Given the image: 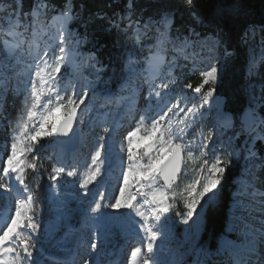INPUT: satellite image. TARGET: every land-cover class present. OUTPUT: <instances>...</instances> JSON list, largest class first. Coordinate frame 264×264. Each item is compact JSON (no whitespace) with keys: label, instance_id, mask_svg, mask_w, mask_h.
Returning a JSON list of instances; mask_svg holds the SVG:
<instances>
[{"label":"snow or ice","instance_id":"obj_1","mask_svg":"<svg viewBox=\"0 0 264 264\" xmlns=\"http://www.w3.org/2000/svg\"><path fill=\"white\" fill-rule=\"evenodd\" d=\"M195 4L196 0H177L156 16L143 19L142 14L137 16L134 0H128L126 14L110 24L125 36L133 33L131 43L108 63L95 51H83L91 41L87 24L84 35L70 28L80 16L72 0H65L63 8H57L54 0H33L28 12L23 0L9 4L6 34L12 39L0 44V125L7 121L10 126V150L6 159L0 158V264H41L43 224L37 219L40 205L36 193L41 170L47 171L43 161L53 157L57 164L47 176L46 199L56 225L66 229L65 238L80 234L88 256L84 264H105L101 257L116 229L133 236L144 233L128 264H169L159 259V252L171 235L167 214L177 198L185 209L177 212L179 222L186 226L180 246L191 245L197 264H204L201 256L223 257L212 264H264V178L258 175L264 170V82L257 84L252 79L259 75L264 48L259 60L250 52L242 99L236 97L232 103L238 107L229 108L230 101L220 94V88L236 61L237 44L223 12L202 32L197 31L203 20L193 11ZM178 12L188 13L192 25L187 35L177 30L173 38ZM250 31H255L254 25L245 29L240 40L247 43ZM41 34L47 38L40 40ZM149 40L155 43L146 44ZM25 44L26 59L22 55ZM145 48L147 56L143 55ZM188 49H193L191 55ZM181 54L191 60L190 71H199L197 86L184 85L194 96L183 89L177 91L180 79L176 69L188 67L178 63ZM142 62L147 71L141 68ZM116 86L118 92L113 91ZM145 90L141 110L137 102ZM20 94L25 97L24 107L13 122L5 105L9 95ZM88 100L100 101V108L124 105L128 119L105 127L99 146L82 153L87 145L77 129L84 123L81 112L93 110ZM57 112H62L61 119L53 118ZM196 125L200 131L189 139ZM42 152L48 155L42 156ZM81 155L85 159L81 160ZM187 161H198L194 176L176 191L186 175ZM235 168H240V173L234 179L225 234L217 252L210 253L197 247L205 211L218 205L224 178ZM29 170L34 174L32 186L27 181ZM113 170L118 173V193H109L98 180L105 174L111 176ZM63 177H78L79 191L75 180L65 182ZM62 183L71 187L62 190ZM77 201L86 206L72 207ZM73 220H78L79 229L73 228ZM234 231L242 237L240 243L228 239L227 233Z\"/></svg>","mask_w":264,"mask_h":264},{"label":"trees","instance_id":"obj_2","mask_svg":"<svg viewBox=\"0 0 264 264\" xmlns=\"http://www.w3.org/2000/svg\"><path fill=\"white\" fill-rule=\"evenodd\" d=\"M6 1L8 4L13 2V0ZM176 2L177 0H134L137 16L139 17L142 14L143 19H147L149 16H156L161 8L172 6ZM32 3L33 0H23L25 12L30 10ZM54 3L57 8H63L65 0H54ZM72 3L74 11L80 13V16L77 20L71 22L70 28L84 35V25L87 24L89 39L95 42V51L105 63L115 60L121 55L124 47L130 44L131 32L125 36L120 30L111 27L110 21L119 19L120 15L125 14L128 0H72ZM6 8H9V5ZM193 11L197 12L203 20L202 25L196 26V30L200 32L207 28L210 22L222 12L227 14L225 23L237 44L238 51L235 63L225 76L223 85L220 88V94L229 99V108L238 107L232 101L236 97L242 99V86L245 84L244 68L249 59L252 46L248 41L247 43L241 41L240 37L249 25H254L260 39L264 42V0H196ZM5 12V9L0 10V13ZM99 13L103 15V19L98 18L97 14ZM191 25L192 20L189 14L178 12L171 35L176 36L177 30L183 35H187V29ZM185 64L188 65L186 61L183 62V65ZM258 71H260V67H258ZM177 76L180 79L179 87H182V89L187 83H191L193 87L200 83L199 74L192 73L188 67L184 68ZM115 89H118V86ZM232 176L228 172L224 178V187L218 205L207 208L205 212V222L200 240V243L205 248L214 246L218 234L222 231L225 211L232 188L230 182ZM33 177L34 174L30 176L31 181ZM43 179H45V173L43 174ZM39 193V199L45 201L46 191L44 184H41ZM175 207L173 208L175 209Z\"/></svg>","mask_w":264,"mask_h":264},{"label":"rangeland","instance_id":"obj_3","mask_svg":"<svg viewBox=\"0 0 264 264\" xmlns=\"http://www.w3.org/2000/svg\"><path fill=\"white\" fill-rule=\"evenodd\" d=\"M8 5L9 4L6 0H2L0 2V10L5 9V11H6L5 13H0V44H2L4 39H8L9 41H11V39H12L10 36H8L6 34V30L8 27V16H9V12H10V9L6 8V6H8ZM126 12H125V14H126ZM99 14H101V13H99ZM1 20H2V22H1ZM45 23L47 24V21H45ZM126 23L127 22L125 21V24ZM41 36H43L41 40H44L47 38L46 35H44V34H41ZM132 36H133V33L130 34V38ZM174 37L175 36H173V38ZM28 38L29 39L31 38L30 35ZM247 41L252 45L251 49H250L251 54L256 56L257 59L259 60V57L261 55V50H262V48H264V42L262 41V39H260V36L258 35V31L256 30V28H255L254 32H251V31L249 32V35L247 37ZM130 43H131V41H130ZM145 43L146 44L147 43H155V41L149 40V41H145ZM27 49H28V45L25 44L24 52L22 53V55L25 59L28 56ZM84 50L95 51V42L91 41L89 44H87L84 47L83 51ZM88 51H84V52H88ZM196 51H198V49ZM95 52H97V51H95ZM192 52H193V49L187 50L188 55H191ZM97 55H98V53H97ZM143 55L144 56L148 55L147 48H145ZM98 57H99V55H98ZM184 61H186L188 63V65H189L188 69L190 70L191 60H185L183 58V54H181L180 58L178 60V63L183 65ZM208 63L210 64L211 61L209 60ZM145 64L146 63L142 62V64H141L142 69L145 68ZM202 67H203V65H201V68ZM259 67H260L259 75L252 78L253 81L257 84L264 82V80H262V77H264V61H260ZM181 72H182L181 69H176L175 75H177L178 73H181ZM191 72L199 74V71H195V72L191 71ZM85 74H87V73L85 72ZM180 89H182V87H179L177 89V91H179ZM183 90L188 92L190 95H193V96L195 95V93H193L191 90H188V89H183ZM113 91L114 92L119 91V88L115 89V87H114ZM143 95H146V90L144 93H142L141 98L138 100V107L141 110L145 107V101L143 99ZM24 99H25V97L23 94H20V95L15 96V97H13L12 95H9L8 101L6 104V110H5L6 113L8 114L9 120H11L13 122L17 121L18 117L21 115V110L24 107ZM52 99L54 101L55 97L53 96ZM99 103H100V101L88 100L87 104L89 105V107H92L93 110L90 112L87 109H85L83 112H81V119L84 121V123L79 126L78 131L82 132L84 134L85 144L87 145V147H85L81 150L82 153H88L89 151H94L95 147L99 146V138H100V136L105 135V133L103 132V129L105 127H109L110 125H114L115 122H117L119 118H122L123 122H125V123L127 122V119H128V117L126 115L127 109L124 105H121L119 107H117L116 105H110V106H106L104 108H100ZM108 110H109V112L112 111V113L108 114ZM111 114L113 116L109 119V122L106 123L107 118ZM53 118L54 119H61L62 118V112H57V115H55V113H54ZM136 119H139V117L137 116ZM9 127L10 126L7 124V121H5L4 124L0 125V144L3 145V146H0V149L2 150V158L3 159H6V152L8 150H10V135H9V131H8ZM199 131H200V125H196L195 128L190 130L189 139H191L192 136H195L196 133ZM204 131L206 134L207 133V127H205ZM48 139H51V138H48ZM119 139L120 138L117 137V150L119 148ZM41 155L47 156L48 153L42 152ZM195 155H198V153H195ZM86 158L90 162V159H91L90 155H87ZM80 159L81 160L85 159V156L81 155ZM43 163H44V168L49 167V172H51L52 166L54 164H56L55 157H53L50 160L46 159L43 161ZM197 164H198V161L197 162L187 161V163L184 165L186 175L182 178V183L180 184V187L176 189V191H180V189L183 188L184 184H187L188 182L191 181V179L194 176L193 168L196 167ZM81 171H83V169H81ZM114 171L115 170H113L112 174L115 173ZM43 172H44V170H41V173H43ZM41 173H40L41 183H44V185L46 186V190H47V187H50V182L48 181L47 177L43 181V179L41 177ZM239 173H240V168H235V169L229 171V174L233 175L231 182H234L235 177L238 176ZM32 174L33 173L31 172V170H29L28 175L30 176ZM258 175L261 176L262 178H264V170H261L258 173ZM107 176L108 175L105 174L102 178H98V180L101 181L100 186L106 187L107 191H108L109 190L108 185H109V182L111 181V179H110V176L109 177H107ZM117 176H118V173L116 171V176H115L116 180L112 184L109 193L117 192V190H118V187H116V185L119 182L117 179ZM32 180L34 182V177L32 178ZM71 180L76 181L75 189L79 191V179H78V177H72V178L63 177V181H65V182H68ZM119 180H122L121 176L119 177ZM259 186L260 185L258 184V187ZM70 187L71 186L67 183H62V185H61L62 190H64L65 188H70ZM89 187L92 189L93 192L96 191V188L93 185H90ZM234 188H236L235 185H234ZM262 190H264V189H262ZM0 191H3V190H0ZM36 194L38 197V202L39 203L41 202V204H42L41 208L39 209L40 215L37 216V219L43 224V234H41V236H40V242H41L40 246L42 247L43 254H47V253L51 252L50 249L53 248L55 242L58 240V237L65 234L66 229H61L56 225L55 215H54L53 211H50V208L52 206L50 205L49 201L46 199L45 203H42V201L39 199V194H40L39 191ZM47 195H48V192H47ZM89 199H91V197H89ZM85 206L86 205H81L78 201L73 202V204H72V207H74V208H82ZM175 206H176L175 209L172 208L170 210V212L167 214L169 217V224L172 226L173 232H171V235L169 236V238L164 241L166 247H165V251L161 254L160 260L168 261L169 264H190V261H188V258L192 257V258H195L196 262H197V256H195V253L193 251H190L191 245L189 243H183V245H185V247L180 246L181 243L184 241V229L186 226L179 222L180 218L177 216V212H183V211H185V209H184L182 200H180L179 198H177V200L175 201ZM230 208H231V203H230ZM230 208H229V211H230ZM228 217H229V215H228ZM137 219H139V218H137ZM153 223H155V221H153ZM226 224H227V222H226ZM175 227H178V229L180 230V233L179 232L175 233ZM75 229H79L78 225L75 227ZM116 230L114 231V233L116 232ZM48 233H51V235H48ZM76 233H78V232H74L71 235V237H74V235H76ZM229 234H233V236H231V240H234L233 239L234 237L242 240V237H240L238 235V233L235 231L230 232ZM174 236L179 237V241H178V238L177 239L175 238L179 242L178 243L179 246L171 243V239L172 238L174 239ZM176 240H174V241H176ZM72 244H74V243L69 242V240H67L65 243L66 246L67 245L69 246ZM168 244H170V245H168ZM66 246H64V247H66ZM217 250L212 251L211 253H216ZM43 254L40 256H43ZM222 258L223 257L213 256L211 259H206L205 257L201 256L200 259L202 261H204V264H212V260H219ZM141 264H142V261H141Z\"/></svg>","mask_w":264,"mask_h":264},{"label":"bare ground","instance_id":"obj_4","mask_svg":"<svg viewBox=\"0 0 264 264\" xmlns=\"http://www.w3.org/2000/svg\"><path fill=\"white\" fill-rule=\"evenodd\" d=\"M43 37V36H42ZM145 66H147V64H145ZM145 71H146V69H144ZM55 115H57V113H55ZM122 119V118H121ZM113 172V171H112ZM111 172V173H112ZM115 173H113L114 175H112L111 174V178H112V180L109 182V185H108V188H109V190H108V192H110V189H111V186H112V184L114 183V181L116 180L115 179V176H116V171H114ZM107 177H109V175L107 176ZM121 179H122V176H121ZM17 187H19V185H17ZM118 191H119V189L117 190V193H118ZM228 237V236H227ZM64 239H66L65 237H63L62 239H61V241H63ZM110 242V241H109Z\"/></svg>","mask_w":264,"mask_h":264},{"label":"water","instance_id":"obj_5","mask_svg":"<svg viewBox=\"0 0 264 264\" xmlns=\"http://www.w3.org/2000/svg\"><path fill=\"white\" fill-rule=\"evenodd\" d=\"M77 131H78V129H77ZM163 182V181H162Z\"/></svg>","mask_w":264,"mask_h":264}]
</instances>
